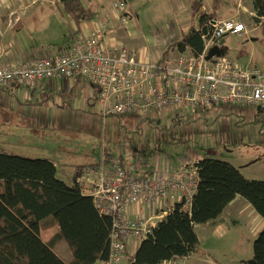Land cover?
Returning <instances> with one entry per match:
<instances>
[{
  "label": "crops",
  "instance_id": "obj_1",
  "mask_svg": "<svg viewBox=\"0 0 264 264\" xmlns=\"http://www.w3.org/2000/svg\"><path fill=\"white\" fill-rule=\"evenodd\" d=\"M200 1L202 11L209 12L211 0ZM178 2V34L173 31L162 36L152 35L141 27L137 28V25L134 28L131 22L120 25L116 20L105 30V43L111 45L117 40L134 50L133 52L136 51L144 62H155L167 55L174 57V54L178 56L180 53L190 55L186 50L179 51L171 46L188 30L192 21L193 0ZM186 9L191 20L189 25H182V16H185L184 22L188 20L183 14ZM127 10L131 18L134 14L129 6ZM99 14L101 12L98 10L94 17L82 20L77 25L63 13L58 0H0V47L3 48L1 61L15 64L17 61H31L39 56L61 53L74 41V37L87 35L96 26V22L104 19L102 16L96 17ZM112 14L114 12L106 14V17ZM254 14L252 0H224L215 18H231L244 23L247 33L237 37L247 40L251 32L259 31L252 21ZM208 34L209 28L204 36L207 38ZM225 36L213 44L222 41L219 44L222 52L220 56L237 66H250L251 58L243 61L236 59L234 55L231 58L223 55V50L228 48L224 49ZM251 67L259 68L254 65ZM99 110L97 88L82 77L41 79L33 83L14 82L7 88L0 87V152L47 158L54 163L56 173L60 164H70L71 183L62 179L68 185L78 183V173L82 168L112 169V161L116 157L132 161L138 178L170 176L183 168L194 171L196 162L206 156L191 148L175 153L174 145L165 144L164 150L159 148L160 142H169L170 136L174 137L165 128L172 131L174 125L181 124L185 125V135L192 136L193 139L206 142L214 137L219 144H234L235 148L229 153L234 155L233 159L226 156L221 159L236 166L248 179L264 180V171L256 168L264 165V109L257 105L219 102L211 108L186 105L123 116L104 115ZM61 160L64 162L61 163ZM192 195L193 192L178 194L174 199L154 205L144 202L131 204L127 208V216L132 220H141L150 218L156 212H166L165 216L167 210L172 209L182 198L186 199L185 208L188 209V200ZM245 201L237 195L215 223L196 224L195 231L199 242V232L210 234L213 231L210 228L215 229L226 221L229 209L237 212L240 206L246 205ZM234 215L229 214L231 218ZM50 229V234L42 236L44 241L58 227L52 226ZM140 242L141 240L134 237L125 240L126 247L121 264H132L130 257L135 254ZM67 250L61 246L55 252L59 256L66 253L65 258H60L70 262L71 252L68 254ZM194 252L196 250L183 258L189 259ZM177 258L163 262H174ZM95 264H99V260Z\"/></svg>",
  "mask_w": 264,
  "mask_h": 264
},
{
  "label": "built area",
  "instance_id": "obj_2",
  "mask_svg": "<svg viewBox=\"0 0 264 264\" xmlns=\"http://www.w3.org/2000/svg\"><path fill=\"white\" fill-rule=\"evenodd\" d=\"M112 6L126 10L124 1ZM125 19L116 17L121 25ZM113 21L111 18L100 20V30L96 28L88 35L77 36L61 53L31 61L4 63L0 47V87L7 88L14 82L80 76L97 88L107 115L186 105L211 108L219 102L257 105L264 109L261 69L240 67L221 56L205 59L208 48L225 35H245L244 23L231 18L213 19L208 23L209 34L199 56L180 53L175 59L167 55L162 60L146 63L138 60L135 52L125 45L113 48L102 45L104 30ZM112 165L110 170L82 168L77 178L81 191L92 196L101 213L112 217L109 256L99 260V264H121L125 240L146 238L166 213L156 212L150 218L132 220L127 216L128 206L139 202L154 205L174 199L178 194L194 193L197 185L196 167L194 171L180 169L170 176L138 178L132 161L116 157Z\"/></svg>",
  "mask_w": 264,
  "mask_h": 264
},
{
  "label": "trees",
  "instance_id": "obj_3",
  "mask_svg": "<svg viewBox=\"0 0 264 264\" xmlns=\"http://www.w3.org/2000/svg\"><path fill=\"white\" fill-rule=\"evenodd\" d=\"M58 1L77 25L94 17L82 0ZM223 2L211 0L206 13L202 2L193 0L191 25L171 46L193 56L202 54L206 36L200 28L216 19ZM252 6V21L264 37V0H252ZM195 167L197 185L189 208L185 198L176 202L152 234L141 240L131 263L159 264L190 255L199 245L195 225L215 223L237 195L264 220V180L248 179L236 166L215 157L205 156ZM52 226L58 230L44 241L41 228ZM111 231L112 217L101 213L78 183L68 185L57 178L51 160L0 152V264H95L109 256ZM59 240L71 252L70 262L53 250ZM241 264H264V224L253 240L251 257Z\"/></svg>",
  "mask_w": 264,
  "mask_h": 264
},
{
  "label": "rangeland",
  "instance_id": "obj_4",
  "mask_svg": "<svg viewBox=\"0 0 264 264\" xmlns=\"http://www.w3.org/2000/svg\"><path fill=\"white\" fill-rule=\"evenodd\" d=\"M120 1H124V8L126 10L122 11L120 9L113 8L112 4L118 3ZM83 4L93 10L94 14L99 10L101 14L97 15L96 17L102 16L104 19L101 20L111 18L114 20V22H116L117 16H124L126 17L125 25L131 22L134 28H136L137 25V28L141 27L144 31H147L152 35L158 34L162 36L163 34L166 35L173 31H175L177 34L179 32L177 15L180 10V6L178 0H132L130 2L128 0H84ZM128 6L130 11L134 14L131 18L128 15ZM111 12H114V14L108 15V17H106V14ZM183 14L188 17V20L184 22L185 16H182V25H189L191 20L189 11L187 12L186 9ZM98 22H96V26L93 27L88 34H90L96 28V31L100 30V25ZM108 27L111 26H107L105 30ZM104 35L103 41L101 43L105 47L113 48L118 45H125L121 42H118L117 40H115L114 44L108 45L105 43ZM76 37H74V39ZM78 37H82V35H78ZM246 39L247 40L244 39V41L237 37V35H226L224 49L225 47L228 48L223 50V55L229 58L234 55L236 59L240 58L243 61L251 58V65L257 66L259 69L261 68V70L264 71V37L260 31H254L251 32ZM128 49L130 48L128 47ZM135 54L138 60H140L138 54ZM176 57L177 54H174V57L172 58L175 59ZM98 104L100 107L99 111L104 115H107L101 106L100 97L98 98ZM123 115L125 114L113 116ZM172 119L174 121L173 116ZM122 126L124 128H128L127 126L125 127V125ZM183 126L185 125L176 124L173 126L172 131L169 128H165L168 130L170 135L173 134L174 137L170 136L171 141L169 142H160L158 144L159 148L164 150L165 144H168V146H175V153L180 152V150H183L184 148H191V150L198 152L200 151L201 153L206 154L208 157L221 159L223 156H226L229 159H233L234 155L229 153H231L235 148L234 144H219L218 141H215L214 137L210 138V141L201 142L197 140V138L193 139L192 136L188 137L185 135L183 132ZM53 152L54 151H51V153ZM63 162L64 160H61V163ZM70 167V164H60L58 172L56 173V177L61 180L65 179L67 183L70 184L72 177V170H70ZM256 168L264 171V165L258 166ZM241 198L245 201L243 197ZM245 202L246 205L240 206L237 212H231L229 209V214H235L232 216L233 218L227 214L226 221L219 224L217 227H215V229L213 227L209 229L213 230L210 234H203L202 232H199L201 236L199 245L196 249V252H194L189 259L178 257L174 262H163L159 264H241L244 260L249 259L252 255L253 240L263 227L264 220L258 216L257 213H255L252 206L247 203V201ZM51 230L52 229L50 228H41V236L50 234ZM61 246H64L67 250L65 241L61 240L56 244L54 248L55 251H57V249ZM67 253L70 254L69 250H67ZM60 256L65 258L66 253L60 254ZM71 257L72 256L70 254V259Z\"/></svg>",
  "mask_w": 264,
  "mask_h": 264
},
{
  "label": "water",
  "instance_id": "obj_5",
  "mask_svg": "<svg viewBox=\"0 0 264 264\" xmlns=\"http://www.w3.org/2000/svg\"><path fill=\"white\" fill-rule=\"evenodd\" d=\"M199 27V16L195 17V28L197 29ZM200 31L202 32L203 35L207 34L208 31V26H203L202 28H200ZM222 41H220L218 44L213 45L206 53L205 59L209 60L210 58L214 57V56H220L221 55V49L219 44ZM134 264V262L132 263Z\"/></svg>",
  "mask_w": 264,
  "mask_h": 264
}]
</instances>
